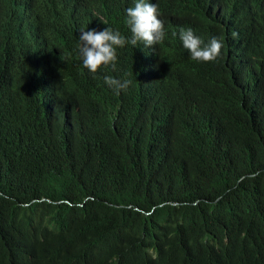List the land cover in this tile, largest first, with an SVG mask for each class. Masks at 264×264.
Returning a JSON list of instances; mask_svg holds the SVG:
<instances>
[{"label":"trees","instance_id":"trees-1","mask_svg":"<svg viewBox=\"0 0 264 264\" xmlns=\"http://www.w3.org/2000/svg\"><path fill=\"white\" fill-rule=\"evenodd\" d=\"M241 1L157 0L164 38L93 75L79 29L129 36L134 0H0V264H264V0Z\"/></svg>","mask_w":264,"mask_h":264},{"label":"clouds","instance_id":"clouds-1","mask_svg":"<svg viewBox=\"0 0 264 264\" xmlns=\"http://www.w3.org/2000/svg\"><path fill=\"white\" fill-rule=\"evenodd\" d=\"M124 12L129 36L122 35L103 17L99 19L107 25L106 27L100 30L95 28L85 30L86 27L79 29L77 41L79 59L90 74L95 75L109 67L115 69L118 59L117 49L126 44L133 48L146 49L157 45L164 38V22L159 18L160 14L155 0H134V6L126 7ZM179 39L194 61H213L221 54L222 41L220 39L212 36L205 43L194 34L191 27H182L179 30ZM104 81L117 94L127 89L132 83L129 78L118 79L108 75L104 76Z\"/></svg>","mask_w":264,"mask_h":264},{"label":"bare ground","instance_id":"bare-ground-1","mask_svg":"<svg viewBox=\"0 0 264 264\" xmlns=\"http://www.w3.org/2000/svg\"><path fill=\"white\" fill-rule=\"evenodd\" d=\"M155 2L157 3V6H158V2H157V0H155ZM246 3H247V0H242L241 1V3L240 4H238L237 5V8H238V12H240L242 9H243V7L246 5ZM131 6H134V4H132ZM158 10H159V7H158ZM221 14H223L222 12H220ZM226 15V14H225ZM228 15V14H227ZM230 16V15H229ZM161 19V18H160ZM222 25H232L231 23H224V24H222ZM260 126V125H259ZM233 129V128H232ZM264 168V167H263ZM256 170H258V169H256Z\"/></svg>","mask_w":264,"mask_h":264}]
</instances>
